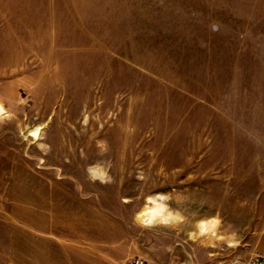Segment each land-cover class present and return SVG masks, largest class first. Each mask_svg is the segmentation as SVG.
I'll return each mask as SVG.
<instances>
[{
    "label": "rangeland",
    "instance_id": "1",
    "mask_svg": "<svg viewBox=\"0 0 264 264\" xmlns=\"http://www.w3.org/2000/svg\"><path fill=\"white\" fill-rule=\"evenodd\" d=\"M255 254L264 0H0V264Z\"/></svg>",
    "mask_w": 264,
    "mask_h": 264
},
{
    "label": "built area",
    "instance_id": "2",
    "mask_svg": "<svg viewBox=\"0 0 264 264\" xmlns=\"http://www.w3.org/2000/svg\"><path fill=\"white\" fill-rule=\"evenodd\" d=\"M127 264H155L140 257L130 259ZM207 264H264V254H255L249 258H231L222 261H213Z\"/></svg>",
    "mask_w": 264,
    "mask_h": 264
},
{
    "label": "bare ground",
    "instance_id": "3",
    "mask_svg": "<svg viewBox=\"0 0 264 264\" xmlns=\"http://www.w3.org/2000/svg\"><path fill=\"white\" fill-rule=\"evenodd\" d=\"M37 134H38V133H35L34 135L37 136ZM148 213H150V212H148Z\"/></svg>",
    "mask_w": 264,
    "mask_h": 264
}]
</instances>
